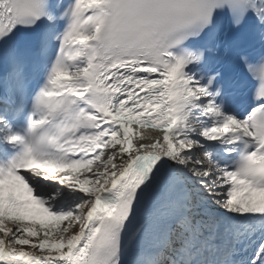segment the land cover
I'll return each mask as SVG.
<instances>
[{"label": "snow or ice", "instance_id": "6c2138e0", "mask_svg": "<svg viewBox=\"0 0 264 264\" xmlns=\"http://www.w3.org/2000/svg\"><path fill=\"white\" fill-rule=\"evenodd\" d=\"M0 264H264V0H0Z\"/></svg>", "mask_w": 264, "mask_h": 264}, {"label": "bare ground", "instance_id": "6f19581e", "mask_svg": "<svg viewBox=\"0 0 264 264\" xmlns=\"http://www.w3.org/2000/svg\"><path fill=\"white\" fill-rule=\"evenodd\" d=\"M145 135H147V133H145Z\"/></svg>", "mask_w": 264, "mask_h": 264}]
</instances>
